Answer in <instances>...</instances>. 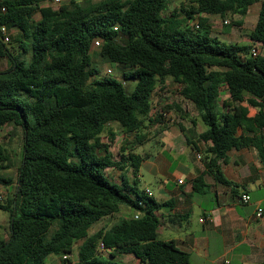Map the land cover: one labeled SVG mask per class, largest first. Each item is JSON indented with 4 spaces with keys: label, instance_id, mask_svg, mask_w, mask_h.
Returning <instances> with one entry per match:
<instances>
[{
    "label": "trees",
    "instance_id": "trees-1",
    "mask_svg": "<svg viewBox=\"0 0 264 264\" xmlns=\"http://www.w3.org/2000/svg\"><path fill=\"white\" fill-rule=\"evenodd\" d=\"M171 1L70 0L58 9L46 6L48 0L0 1V27L20 30L13 38L17 47H8L0 34V58L11 64L0 71V129L13 124L24 131L15 192L0 199L10 224L9 239L0 240V264H49L53 256L73 264L64 256L73 255L78 241H83L80 264H123L107 262L98 249L101 243L111 258L189 264V254L174 240L159 239L157 212L167 204L139 192L136 180L131 186L123 179L121 186L106 174L129 167L138 177L145 156L135 148L150 140L143 133L148 125L164 122L152 114V97L169 78L208 127L200 138L209 144L206 159L218 182L233 186L218 165L233 150L254 148L264 163V55L254 57L252 44L223 43L213 36L209 21L210 16L247 15L260 3L249 36L264 47V0H196L184 16H165ZM195 20L198 27L191 24ZM241 25L225 24L226 31ZM96 42L102 61L129 70L124 79L135 82L131 91L116 79L91 80L99 74L92 58ZM224 90L229 99L221 104ZM183 113L189 116L186 109ZM112 123L126 135L120 161L110 151L116 139ZM107 130L109 144L103 142ZM11 164L10 153L0 145V185L13 183L5 176ZM193 184L199 192L207 188L202 176ZM121 208L140 216L121 217L90 233Z\"/></svg>",
    "mask_w": 264,
    "mask_h": 264
},
{
    "label": "crops",
    "instance_id": "crops-1",
    "mask_svg": "<svg viewBox=\"0 0 264 264\" xmlns=\"http://www.w3.org/2000/svg\"><path fill=\"white\" fill-rule=\"evenodd\" d=\"M9 31L13 38L20 36L16 27ZM177 86L180 91L181 86ZM225 97L229 99L227 92ZM180 123L185 129V133L181 132L186 146L179 148L177 135H172L178 125H153L155 132L149 142L153 138L161 150L157 155L145 153L138 177L134 178L140 182L144 169L157 187L155 192L144 187L142 193L150 190V197L167 204L157 212L162 222L159 239L174 240L179 249L189 254V264H264V163L258 152L254 148L233 150L226 162L220 159L218 165L233 186L222 184L210 173V160L206 159L209 144L200 138L207 125L201 118ZM200 176L207 188L199 192L193 181ZM243 194L251 197L249 203L241 202ZM259 210L262 217L257 216ZM119 214L129 218L136 213L121 208ZM120 256L113 258V262L142 264L132 255L120 262Z\"/></svg>",
    "mask_w": 264,
    "mask_h": 264
},
{
    "label": "rangeland",
    "instance_id": "rangeland-1",
    "mask_svg": "<svg viewBox=\"0 0 264 264\" xmlns=\"http://www.w3.org/2000/svg\"><path fill=\"white\" fill-rule=\"evenodd\" d=\"M76 1L81 3L84 2V0ZM195 1L196 0H172L168 3L167 11L164 13V15L170 16L172 12H177L181 16H184V11L189 10L191 6L194 5ZM67 4H70V0H61V2H57L56 0H48V2L45 3L46 6H51L54 9H58L60 6ZM259 11L260 3H257L253 5L250 8L248 14L244 16L228 15L226 18H222L220 16H210L209 21L212 25L213 36L218 37L225 44L238 43L241 46H249L252 44L253 48L255 46H258L260 50V55H264V47L259 44L256 45V43L253 44L249 36L251 31L255 28L257 24ZM226 21L228 22V24L241 22L242 25L233 26L232 29L228 32L226 31L225 27ZM195 22H197V20L193 21L191 24L194 25ZM12 36L13 35H11V41L8 43V47L10 48L17 47V45L13 43L14 40ZM96 51L97 47H94L92 50L93 67L98 70L99 74L96 77H92L91 80L104 77L116 79L119 82L125 83V86L127 87L128 91H131L135 86V82L124 79V72H129V70L123 68L120 65L102 61L101 58L96 55ZM10 66L11 64L7 59L0 58V71L7 70V68ZM110 69L113 70V73L111 75L108 74V70ZM160 86L154 92L152 97L153 108L161 109V107H163L165 103H169L170 106H173V108L169 110V118L167 120H164L165 123L163 122L162 125L165 124L166 126H177V123L180 121H190L191 119L200 120V115L198 111L194 108L192 104L186 102L181 97V95L179 94L178 86L172 79H168L164 89L160 88ZM225 94L226 91L224 90L220 101L221 104H223V102L226 100ZM174 104L178 105L182 109V111L178 110V108L175 107ZM185 109L188 111L189 116H185V114L183 113ZM183 117L185 119H183ZM201 125L204 126V123H201ZM154 127L155 126L148 125L147 128L143 130V133L148 134L149 138H151L153 136V132H155L153 130ZM110 128L114 131L116 135L115 142L111 144L110 151L113 154L114 160L120 161L122 160L121 154H125L123 153L122 149L126 146V135L124 134L123 129L120 127V125L116 123H112L110 125ZM151 128L152 131H150ZM172 135H177L176 143L178 148L182 144L186 146V138L178 127H175L174 131L172 132ZM128 139L129 141H133L134 137L131 136ZM103 142L107 144H109L110 142L108 130L105 131L103 135ZM0 145H3L8 150L12 160L11 168L5 171V176L13 180V183L10 185H0V199L7 200L8 198L12 197L15 192L18 170L22 164L24 149L23 129L21 127H16L13 124L7 125L3 129H0ZM160 150V145L156 143L155 140H153L152 138V140L150 142L148 141L145 145L136 146L135 153H140L142 156H145V153H152L153 155H157ZM141 173L144 174V177H141V181L137 182V188L139 192H142L144 187H148L153 192H155L157 187L156 182L147 177L144 169H141ZM106 174L113 181L118 182V184H120L121 186L124 185L122 182L123 179L129 182L131 186H135L134 175L129 167L125 168L124 170H120L118 168H111L106 170ZM121 215L122 214L118 213L114 217H109L96 223L90 230V233L93 234L104 227H111L122 217ZM9 237V215L3 211H0V240L7 241ZM82 243L83 241H78L75 244L74 253L69 257L72 260L73 264H80L78 259V251ZM100 254L102 257L104 256L108 260V262L113 263V258L110 257L109 251H100ZM128 257L129 256L127 255H121L119 260L120 262L125 261ZM61 263L62 259L60 257L53 256L49 259V264Z\"/></svg>",
    "mask_w": 264,
    "mask_h": 264
},
{
    "label": "built area",
    "instance_id": "built-area-1",
    "mask_svg": "<svg viewBox=\"0 0 264 264\" xmlns=\"http://www.w3.org/2000/svg\"><path fill=\"white\" fill-rule=\"evenodd\" d=\"M56 1H57V2H61V0H56ZM1 11H2V12H5L6 9L3 7V8H1ZM195 24H196V27H198V25H197L196 22H195ZM225 24H228V22L226 21ZM0 34H1V36H3V39H4V42H5V43H9V42L11 41L10 31H9V28H8L6 25L0 27ZM99 46H100V42H96V43H95V47H99ZM251 54H252L254 57H257V56L260 55V50H259L258 46H255L254 48H252V50H251ZM112 73H113V70H112V69L108 70V74H109V75H111ZM168 105H170V104H169V103H165V104L163 105V107H161V109L154 108V109L152 110V114L155 115V116H158V115H159V116H162L164 120H167V119L169 118L170 112L167 111V110H165V107L168 106ZM198 157H199V159L201 158L200 155H199ZM182 183H183V181H180V184H182ZM146 193H147L149 196L151 195V191H150V190H146ZM240 200H241V202H242L243 204H247V203H249V202L251 201V197H250L248 194H243V195L241 196V199H240ZM139 216H140L139 213H136V214H135V218H136V219H138ZM257 216H258V217H262V216H263V212H262V210H259V211H258ZM202 222H203V220H202ZM98 249H99V252H100V251H109V252H110V250H108V249L105 248V245H104L103 243H101V244L99 245V248H98ZM69 257H70L69 255H65V256H64V259H67V258H69Z\"/></svg>",
    "mask_w": 264,
    "mask_h": 264
}]
</instances>
